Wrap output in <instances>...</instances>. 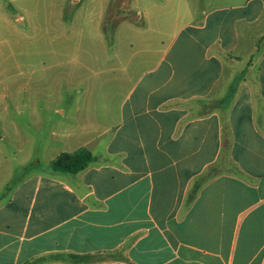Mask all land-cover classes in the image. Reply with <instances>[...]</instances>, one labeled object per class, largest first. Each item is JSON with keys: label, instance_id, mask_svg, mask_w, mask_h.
I'll return each instance as SVG.
<instances>
[{"label": "crops", "instance_id": "obj_1", "mask_svg": "<svg viewBox=\"0 0 264 264\" xmlns=\"http://www.w3.org/2000/svg\"><path fill=\"white\" fill-rule=\"evenodd\" d=\"M122 1H71L100 27L113 19L107 39L138 35L131 68L144 72L115 83L129 92L100 153L111 160L95 164L86 141L62 152L87 147L85 170L17 186L0 205V264H264V34L253 46L243 32L264 0H124L132 15L107 13ZM222 153L232 172L189 194Z\"/></svg>", "mask_w": 264, "mask_h": 264}, {"label": "rangeland", "instance_id": "obj_2", "mask_svg": "<svg viewBox=\"0 0 264 264\" xmlns=\"http://www.w3.org/2000/svg\"><path fill=\"white\" fill-rule=\"evenodd\" d=\"M59 1L0 4V205L32 176H51L49 161L62 152L91 141L88 148L102 153L119 123V102L129 92L128 86L115 88L116 81L127 85L144 72L131 68L142 56L141 49L137 58L128 49L131 36H138L135 29L122 26L117 38L109 40L111 17L106 14L100 27L97 16L87 19L84 12L77 13L81 5L74 9L67 0L60 7ZM113 3L107 13L120 3L119 15L136 11L124 0ZM140 26L138 34L147 31V25ZM243 32L254 46L264 34V20ZM98 157L95 164L107 160ZM232 167L222 153L214 167L191 184L189 194L196 185L232 172Z\"/></svg>", "mask_w": 264, "mask_h": 264}, {"label": "trees", "instance_id": "obj_3", "mask_svg": "<svg viewBox=\"0 0 264 264\" xmlns=\"http://www.w3.org/2000/svg\"><path fill=\"white\" fill-rule=\"evenodd\" d=\"M94 160L87 147H81L72 153H64L49 162V168L53 172L77 174L85 170ZM197 190V187L195 188ZM80 262H89L92 257H80ZM36 264V263H34Z\"/></svg>", "mask_w": 264, "mask_h": 264}]
</instances>
